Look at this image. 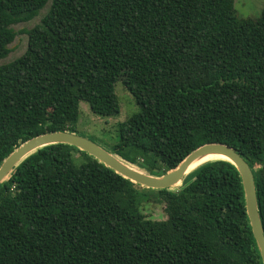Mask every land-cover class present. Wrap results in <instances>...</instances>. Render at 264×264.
Here are the masks:
<instances>
[{"label": "trees", "instance_id": "16d2710c", "mask_svg": "<svg viewBox=\"0 0 264 264\" xmlns=\"http://www.w3.org/2000/svg\"><path fill=\"white\" fill-rule=\"evenodd\" d=\"M47 2L0 0V60L13 25ZM25 32L26 51L0 65V165L30 137L78 133L81 102L119 114L121 76L139 111L109 150L162 175L205 143L234 147L264 228V5L239 17L234 0H52ZM139 187L73 145L38 148L0 184V264H263L230 161L200 165L176 190ZM148 189L165 220L141 212Z\"/></svg>", "mask_w": 264, "mask_h": 264}, {"label": "water", "instance_id": "95a60500", "mask_svg": "<svg viewBox=\"0 0 264 264\" xmlns=\"http://www.w3.org/2000/svg\"><path fill=\"white\" fill-rule=\"evenodd\" d=\"M55 143H67L85 151L96 158L99 162L110 167L121 176L130 181L150 189H166L183 185L188 173V169L193 162L209 154H219L225 156L238 169L245 196V206L248 219L251 225L253 236L259 248L260 256L264 264V228L258 207V197L256 190L255 175L248 161L232 146L213 142L205 143L188 153L179 164L162 175L150 174L144 170H136L125 161L116 157V154L105 149L95 141L78 133L64 131H49L33 137L16 146L3 160L0 165V184L9 178L14 168L29 154L38 148ZM213 161V160H211ZM133 165V164H131ZM199 167V166H198Z\"/></svg>", "mask_w": 264, "mask_h": 264}, {"label": "rangeland", "instance_id": "374dc122", "mask_svg": "<svg viewBox=\"0 0 264 264\" xmlns=\"http://www.w3.org/2000/svg\"><path fill=\"white\" fill-rule=\"evenodd\" d=\"M234 1L237 15L239 17H259L264 5V0ZM51 2L52 0H48L46 6L40 11L39 15L32 20L13 25V28L18 34L10 44L11 52L6 58L0 60V65L16 59L26 51L28 34L25 30H29L41 22L42 17L49 10ZM115 89L120 101L119 114L112 117L99 116L91 111L87 102H81V114L76 125V130L80 135L92 139L107 150L111 149L119 142L118 123L126 120L129 116L139 111V105L130 91L123 84V78L121 76L116 79ZM74 158L76 159L77 164L83 160V157L77 152L74 153ZM134 166L139 168L137 165ZM139 186L142 190L145 188L141 185ZM181 187L182 185H179L170 189L176 190ZM155 190L148 189L147 193L150 195L149 198L143 195L141 196L140 210L147 218L165 220L167 218L165 202L159 192Z\"/></svg>", "mask_w": 264, "mask_h": 264}, {"label": "bare ground", "instance_id": "6f19581e", "mask_svg": "<svg viewBox=\"0 0 264 264\" xmlns=\"http://www.w3.org/2000/svg\"><path fill=\"white\" fill-rule=\"evenodd\" d=\"M116 157L119 158V159H121L117 155H116ZM217 159H227V158L225 156L219 155V154H209V155H206V156H204L202 158L197 159L195 162H193L191 164V166L189 167V169H188V173L191 172V171H193V170H195L198 166H200V165H202V164H204V163H206L208 161L217 160ZM123 162L126 163L125 161H123ZM128 166H130V167H132V168H134L136 170H141L140 168H137V167H135L134 165H131V164H128ZM179 185H180V183L178 185H176V186H179Z\"/></svg>", "mask_w": 264, "mask_h": 264}]
</instances>
